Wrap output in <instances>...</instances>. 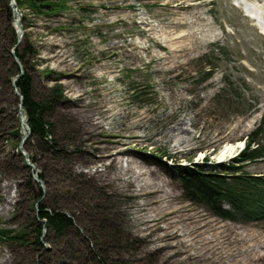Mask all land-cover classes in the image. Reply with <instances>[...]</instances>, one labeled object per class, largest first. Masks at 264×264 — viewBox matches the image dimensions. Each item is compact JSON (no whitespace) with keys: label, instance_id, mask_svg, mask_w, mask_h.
<instances>
[{"label":"rangeland","instance_id":"1","mask_svg":"<svg viewBox=\"0 0 264 264\" xmlns=\"http://www.w3.org/2000/svg\"><path fill=\"white\" fill-rule=\"evenodd\" d=\"M249 1L54 0L43 14L21 8L23 36L36 51L35 97L56 77L64 101L46 119L58 148L77 149L68 163L38 154L47 179L37 202L25 185L24 143H10L19 104L5 83L15 61L6 48L15 29L0 10V230L11 231L0 239V264H264V222L215 217L184 198L172 172L177 164L209 169L225 145H243L264 115V33L245 10L256 2ZM207 63L213 72L199 82ZM173 122L190 136L181 147L182 137L167 131ZM46 139L51 143L50 134ZM127 160L158 171L145 190L134 169L116 176ZM104 170L110 181L94 177ZM37 171H29L34 181ZM242 171L264 175V160ZM165 190L179 209L172 224L178 232L166 236L159 216ZM53 197L73 225L61 236L43 230L37 247L29 224L36 204ZM23 233L24 243L12 238ZM165 243L174 246L161 248ZM200 245L214 250L202 253Z\"/></svg>","mask_w":264,"mask_h":264},{"label":"trees","instance_id":"2","mask_svg":"<svg viewBox=\"0 0 264 264\" xmlns=\"http://www.w3.org/2000/svg\"><path fill=\"white\" fill-rule=\"evenodd\" d=\"M54 0H15L17 10L21 8H30L37 14H43L45 10L50 9L48 3ZM9 0H0V10L4 14L5 23L11 25L14 16L8 5ZM30 3L29 5H26ZM23 17H20V23H22ZM12 39L10 41L9 48H6V54L11 56L10 49H13L16 43V34L11 28ZM21 44L14 49V56L20 63L22 72L21 76L16 79L14 85H12V77H17L20 74L18 65L15 61L11 62V67L6 73L5 83L9 89H16L20 98L17 96V104H21V110L25 118V122L28 125L30 136L24 142V147L27 150V157L29 161L34 164L36 177L42 182L47 179L46 168L44 165H39L40 155L50 154L56 159L63 160L68 163L70 157L77 152L72 143L69 144L71 149H65L60 146L58 148L57 143L53 137L52 126L46 117L52 112L55 105L64 101L62 95V86L57 84L56 77L51 79L55 83L45 91V94L36 99L34 91V77L32 74V66L30 60L36 55L35 49L27 41L25 34L23 36ZM213 67L210 63L205 64L199 72V82L205 81L209 78L213 72ZM46 134H50L52 137L51 143H48L45 139ZM11 137L10 143L13 148H17L22 140V134L18 119L16 125L9 132ZM35 142V146L31 144V141ZM33 147V148H32ZM37 151L39 153L33 152ZM125 153V152H123ZM38 154H40L38 156ZM115 155H119L116 153ZM112 154L107 156L111 158ZM39 157V159H38ZM114 160V159H113ZM231 163L225 165L224 163H218L204 169L198 164L180 165L174 166L172 172L176 173L177 180L181 187L183 196L189 202L202 206L208 212L215 217L222 220H227L236 223H250V222H264V175H252L242 171V168L246 164H252L264 160V115L261 117L258 124L254 129L246 136L244 140V149L238 153V155L231 159ZM212 164V163H211ZM23 168L26 170V187L29 189L33 201L37 202L44 196V192L38 182L32 179L30 174V167L23 163ZM212 168V169H211ZM34 169V170H35ZM116 176L120 174H127L134 169L135 178L144 177V187L141 190H145L147 186L151 184L149 176L158 175V171L154 169H144L139 166L135 161L127 160L126 165L116 167ZM98 173V172H96ZM95 173V174H96ZM105 175L107 181L109 180L107 171L99 172L94 177H102ZM110 181V180H109ZM124 187V186H121ZM164 204L159 208V216L166 220L164 227L165 235H168L175 225V217L179 215V209L175 208L171 203V194L169 190L164 191ZM58 198L53 197L49 203H38L35 206L36 215L29 224L31 231L35 234V240L32 242L37 247H42V231L45 230L52 233L55 236H61L65 233L67 228L73 225L72 215L62 211L57 207ZM173 226V227H172ZM178 232V229H175ZM8 234L11 231L0 230V239L4 240L9 238ZM180 232L178 236L182 235ZM26 233L14 235L12 238L18 239L20 243H24V237H27ZM45 237V235H43ZM185 240L183 246L186 247ZM218 245L221 246L219 238L217 239ZM164 245V246H163ZM162 247H170L174 245H182L176 242L173 244H163ZM188 245H197L192 242ZM217 245V246H218ZM202 253H205L207 249L213 251L210 247H203ZM183 247V248H185ZM215 247V246H214ZM200 248V247H199ZM184 253V250L181 252ZM180 253V254H181ZM185 252V259L191 260L195 258L192 254ZM170 255V254H169ZM179 255V254H177ZM99 264H107L104 259L99 258ZM179 261L180 259L174 258ZM184 260V259H183Z\"/></svg>","mask_w":264,"mask_h":264},{"label":"bare ground","instance_id":"3","mask_svg":"<svg viewBox=\"0 0 264 264\" xmlns=\"http://www.w3.org/2000/svg\"><path fill=\"white\" fill-rule=\"evenodd\" d=\"M247 2L249 0H246ZM256 2L253 3H248V5L245 6V10L248 13L249 16L254 17L253 21H259L260 19V29L262 30V32L264 33V6L260 3H262L264 0H255ZM250 2V1H249ZM15 6V5H14ZM16 7V6H15ZM17 11V10H16ZM18 11H17V16H18ZM19 17V16H18ZM20 19V18H19ZM167 131L170 134H175V136H180L182 137L179 141H178V146L181 147L183 144L187 143V140H190V136L189 137H184L183 138V134L180 131V124L178 122H173L170 124H167ZM174 136V137H175ZM179 139V138H178ZM187 139V140H186ZM244 144V143H243ZM242 147V143H238L237 145H225L221 150H219L216 159L218 161H224L226 160L228 157H231L232 155H234L237 150L239 148Z\"/></svg>","mask_w":264,"mask_h":264},{"label":"water","instance_id":"4","mask_svg":"<svg viewBox=\"0 0 264 264\" xmlns=\"http://www.w3.org/2000/svg\"><path fill=\"white\" fill-rule=\"evenodd\" d=\"M14 5H15V0H10L9 7L11 9V12H12L13 16H14L13 24H14V29H15V33H16V43H15L13 49L11 50V54L14 57L15 63L19 67L20 74L12 80V85H14V82L16 81V79L21 76V72H22L21 65L16 60V58L14 56V49L17 48L21 44V41H22V38H23V31H22L20 23H19V17L17 16V11H16L17 9H16V7H14ZM13 93L16 96H18L20 98V100H21V96L18 94L16 89L13 90ZM18 109H19L18 115H19L20 124L26 130V133L23 136V138H22V140L20 141V144H19V149H21L22 146H23L24 141L29 137L30 131H29L28 125L25 122V118L23 116L20 103L18 105ZM22 156H23V159H24V162L26 163V165H28L30 167L31 171L33 172L34 166L26 158L25 152L22 153ZM35 181L40 183V187L42 186V181H40L39 179H35Z\"/></svg>","mask_w":264,"mask_h":264},{"label":"built area","instance_id":"5","mask_svg":"<svg viewBox=\"0 0 264 264\" xmlns=\"http://www.w3.org/2000/svg\"><path fill=\"white\" fill-rule=\"evenodd\" d=\"M45 139H46V137H45ZM46 141H47V139H46Z\"/></svg>","mask_w":264,"mask_h":264}]
</instances>
